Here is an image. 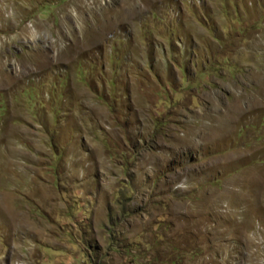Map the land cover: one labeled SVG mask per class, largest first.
Here are the masks:
<instances>
[{"label": "rangeland", "instance_id": "1", "mask_svg": "<svg viewBox=\"0 0 264 264\" xmlns=\"http://www.w3.org/2000/svg\"><path fill=\"white\" fill-rule=\"evenodd\" d=\"M0 264H264V0H0Z\"/></svg>", "mask_w": 264, "mask_h": 264}]
</instances>
